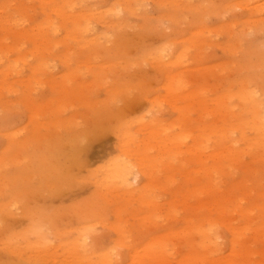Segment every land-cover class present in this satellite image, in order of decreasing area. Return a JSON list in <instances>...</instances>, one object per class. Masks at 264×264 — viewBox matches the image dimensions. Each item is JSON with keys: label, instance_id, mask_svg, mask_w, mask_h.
Here are the masks:
<instances>
[{"label": "rangeland", "instance_id": "rangeland-1", "mask_svg": "<svg viewBox=\"0 0 264 264\" xmlns=\"http://www.w3.org/2000/svg\"><path fill=\"white\" fill-rule=\"evenodd\" d=\"M0 264H264V0H0Z\"/></svg>", "mask_w": 264, "mask_h": 264}, {"label": "bare ground", "instance_id": "bare-ground-1", "mask_svg": "<svg viewBox=\"0 0 264 264\" xmlns=\"http://www.w3.org/2000/svg\"><path fill=\"white\" fill-rule=\"evenodd\" d=\"M57 8V7H56ZM54 9V8H53ZM59 9V7H58ZM59 12V11H58ZM11 20V19H10ZM5 21V20H4ZM7 21V20H6ZM170 78V77H169ZM234 130V128L232 127ZM233 152L231 151V155L233 156ZM231 157V156H230ZM120 173L113 175V177L119 178L121 182H128V184H137L138 183V174L137 172L132 173L130 169H120ZM213 223H211L212 225Z\"/></svg>", "mask_w": 264, "mask_h": 264}]
</instances>
